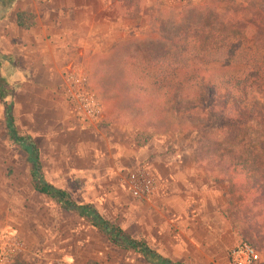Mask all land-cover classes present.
<instances>
[{
    "label": "trees",
    "instance_id": "1",
    "mask_svg": "<svg viewBox=\"0 0 264 264\" xmlns=\"http://www.w3.org/2000/svg\"><path fill=\"white\" fill-rule=\"evenodd\" d=\"M141 1L123 0L136 12ZM241 1L157 8L145 38L117 41L105 57L93 55L89 66L103 98L112 102V113L99 123H131L140 148L156 136L190 135L198 167L232 194V212L224 215L243 233L239 241L257 247L248 237L264 246V0ZM33 18L17 12V25L28 29ZM5 60L0 52V71ZM13 93L0 72L8 139L26 152L33 189L83 218L112 245L140 253L150 264H181L45 179L39 147L16 127Z\"/></svg>",
    "mask_w": 264,
    "mask_h": 264
},
{
    "label": "rangeland",
    "instance_id": "2",
    "mask_svg": "<svg viewBox=\"0 0 264 264\" xmlns=\"http://www.w3.org/2000/svg\"><path fill=\"white\" fill-rule=\"evenodd\" d=\"M208 1L175 0L169 4L168 0H157L154 5L149 1L143 13L136 14L139 19L125 39L145 38L157 8L180 9L186 3ZM229 1L214 0V3L226 6ZM108 51L94 55L105 57ZM92 56L86 55L82 62L108 117L112 102L105 100L96 86V76L89 66ZM13 69L14 65H9L7 74ZM31 85L37 114L34 127L39 136L42 171L48 182L68 191L78 203L93 204L106 219L120 225L135 239L144 240L172 262L228 264L230 247L243 237L224 215L232 212L229 207L232 194L225 183L210 180L198 167L190 135L156 136L152 141L158 145L150 151L135 144L136 130L129 122L81 124L78 126L82 133L78 128L68 131L55 124L45 111L41 90L48 84ZM13 86L16 100L21 103L23 130H27L30 84L16 81ZM3 114L0 100V235L13 234L24 245L11 264H150L142 254L112 245L83 218L62 210L55 201L33 189L27 154L9 141ZM155 155L165 159L155 160ZM170 157L176 159L177 166L167 164ZM138 165H147L158 176L153 194L145 201L133 198L126 184L128 173ZM257 233L263 234L260 229ZM248 239L264 255L261 241L255 237Z\"/></svg>",
    "mask_w": 264,
    "mask_h": 264
},
{
    "label": "crops",
    "instance_id": "3",
    "mask_svg": "<svg viewBox=\"0 0 264 264\" xmlns=\"http://www.w3.org/2000/svg\"><path fill=\"white\" fill-rule=\"evenodd\" d=\"M149 1L154 5L157 0H142L139 11L135 13L134 6L123 0H13L4 8L6 0H0V52L7 59L2 64L1 74L10 83L30 84V106L26 112L30 128L27 130H23L20 120L21 103L16 100L15 87L12 97L15 124L22 134L30 135L39 147L37 127H34L37 115L31 85L34 83L48 84L41 91L45 98V111L54 123L68 131L78 128L82 133L68 104L58 95L63 76L76 65H84L82 61L86 55L104 54L115 42L125 39L133 29L134 21L139 19L136 14L143 13ZM174 1L168 0V3ZM17 12L32 14L34 24L28 29L17 25ZM11 64L14 69L10 75L6 69ZM3 115L5 120V112ZM151 143L139 148L152 151L158 142ZM154 159L165 158L155 155ZM168 160L167 164L177 166L174 157ZM185 174L189 175L187 171Z\"/></svg>",
    "mask_w": 264,
    "mask_h": 264
},
{
    "label": "built area",
    "instance_id": "4",
    "mask_svg": "<svg viewBox=\"0 0 264 264\" xmlns=\"http://www.w3.org/2000/svg\"><path fill=\"white\" fill-rule=\"evenodd\" d=\"M58 95L68 104L78 125H94L105 116L103 101L92 85L89 71L84 65H76L63 76ZM156 183L157 177L147 165L131 170L126 181L130 195L140 201L151 197ZM23 250L24 245L17 236L0 235V264L13 263ZM228 264H264V255L253 244L238 241L228 251Z\"/></svg>",
    "mask_w": 264,
    "mask_h": 264
}]
</instances>
